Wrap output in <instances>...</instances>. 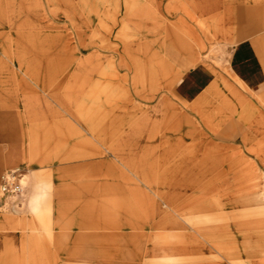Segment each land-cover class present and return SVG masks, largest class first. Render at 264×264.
I'll use <instances>...</instances> for the list:
<instances>
[{
  "label": "rangeland",
  "instance_id": "374dc122",
  "mask_svg": "<svg viewBox=\"0 0 264 264\" xmlns=\"http://www.w3.org/2000/svg\"><path fill=\"white\" fill-rule=\"evenodd\" d=\"M10 32L14 44L28 41V51L13 47L16 62L30 59L34 73V56L51 63L47 89L60 69L62 91L76 92L61 106L79 125L120 138V162L112 160L120 234H110L120 239L109 240L110 264H264V95L237 88L234 119L221 126L161 122L166 91L180 104L177 81L199 67L223 74L234 92L232 50L264 42V0H0V36ZM111 143L110 164L119 156ZM4 201L0 193V264H88L49 255L64 253L60 242L33 240L18 204Z\"/></svg>",
  "mask_w": 264,
  "mask_h": 264
},
{
  "label": "crops",
  "instance_id": "0c3cea01",
  "mask_svg": "<svg viewBox=\"0 0 264 264\" xmlns=\"http://www.w3.org/2000/svg\"><path fill=\"white\" fill-rule=\"evenodd\" d=\"M11 33L3 34L4 38L0 36V177L19 168L25 172V181L29 178L26 191L31 190L30 196L26 203L22 197L18 204L23 215L21 229L31 226L27 230L32 232V239L35 234L36 241H42L43 246L45 240L59 241L61 245L56 250L63 249L64 253L49 255L69 256L72 261L88 264L113 263L109 240L120 239L112 236L120 234V204H113L120 203V164L112 160L120 162V138L109 139L107 133L94 134L86 130L88 127L79 125L74 113L61 106L62 96L69 99L64 102L74 103L72 97L76 92L62 91L60 69L51 74L53 78H48L59 81L58 84L47 89L44 66L51 63H46L43 55L34 56L32 60L36 59L38 64L34 73L29 68L30 59L16 62L11 58L13 47L28 51L29 46L28 41L23 42L25 45L22 41L14 44ZM222 33L217 38L228 36V32ZM74 59H68V64ZM203 67L177 81L175 95L181 105H186V112L166 91L161 101L162 123H172L176 130L178 126H187L192 118L211 120L221 126L234 119L236 99L233 97L237 91L240 94L246 90L258 97L264 95L263 41L246 40L232 50L235 87L232 93L228 94L223 86V80L227 79L223 74ZM236 76L242 80L243 88L235 81ZM165 98L171 115L168 122L163 117ZM181 135L179 144L185 141V135ZM110 141L119 152V156L111 159L115 165L111 169L107 156L111 153ZM39 225L42 226L39 228ZM142 237L139 238L146 239ZM81 241L91 244L78 245Z\"/></svg>",
  "mask_w": 264,
  "mask_h": 264
},
{
  "label": "built area",
  "instance_id": "2783aa9c",
  "mask_svg": "<svg viewBox=\"0 0 264 264\" xmlns=\"http://www.w3.org/2000/svg\"><path fill=\"white\" fill-rule=\"evenodd\" d=\"M25 172L22 169H13L6 173L1 178L0 193L4 198V204L8 199H11L10 204H20L26 185Z\"/></svg>",
  "mask_w": 264,
  "mask_h": 264
}]
</instances>
